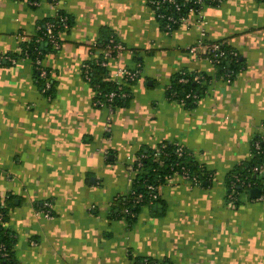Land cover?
<instances>
[{"label": "crops", "instance_id": "crops-1", "mask_svg": "<svg viewBox=\"0 0 264 264\" xmlns=\"http://www.w3.org/2000/svg\"><path fill=\"white\" fill-rule=\"evenodd\" d=\"M37 1L0 0V200L12 196L6 225L16 264H264V192L242 190L230 201L226 186L264 131V0L204 4L171 30L148 0ZM56 10L70 25L42 61L49 97L19 54ZM201 31L234 49L240 64L187 106L167 89L181 71L214 75L208 59L187 50ZM109 37L124 50L107 60L108 71L140 69L124 84L128 98L111 108L94 104L81 69L102 54L93 44ZM172 142L210 181L174 175L154 204L126 218L118 199L131 192L140 153Z\"/></svg>", "mask_w": 264, "mask_h": 264}, {"label": "trees", "instance_id": "trees-1", "mask_svg": "<svg viewBox=\"0 0 264 264\" xmlns=\"http://www.w3.org/2000/svg\"><path fill=\"white\" fill-rule=\"evenodd\" d=\"M184 2L186 0H180ZM193 1V0H188ZM193 5V4H192ZM58 14L67 17V27L64 28L61 26L59 21V17L54 14V16L44 20L39 23L37 26L36 36L31 40L22 43V52L19 56L27 57L30 59L34 69V80L38 85L39 89L47 94L50 97L52 92V81L50 79L49 70L43 66L42 61L44 55L48 51H55L59 49H54L53 45L47 41L45 38V26L47 22H50L54 25L53 32L57 37L59 46H61V41L59 38V34L61 31L66 30L70 25V18L65 14L64 11L58 10ZM160 21V20H159ZM162 26L164 27V23L160 21ZM165 28V27H164ZM175 28V27H173ZM172 28V29H173ZM166 29V28H165ZM168 30V29H167ZM171 30V29H169ZM113 38L114 41L117 40L114 37H109L106 40L99 41V48L104 47L108 43V40ZM223 45L222 49L227 54L226 56H222L215 61L213 65L216 70L214 75L210 76L205 73H196V72H187L181 71L177 73L170 81L171 89H167L168 97L178 100L187 106L194 105L201 94L206 90L207 85L211 84L213 81L222 78L223 80H231L233 76L236 74L238 66L240 64V60L237 52L234 49L229 48L223 41H220ZM60 48V47H59ZM97 48V47H96ZM230 51H234L236 53L235 56L229 55ZM116 53L112 54L115 55ZM13 58L19 57L18 55H12ZM211 56V55H210ZM102 58V54L99 55L98 58L93 60L86 61L82 64V73L83 77L88 75V81L96 90V99H104V94L116 89L117 84L110 78L108 71V67L102 66L99 64L100 59ZM39 59L40 63L37 64L36 60ZM44 70L46 74L44 76H40V71ZM199 75L200 80H194V76ZM186 78V81H180V78ZM48 83V87H47ZM124 90L128 92L129 90L122 86ZM186 94H197V99H192L191 97H185ZM125 99H115L111 106H114L116 103L124 101ZM259 140L261 148L264 149V143H261L260 136H256L252 141ZM161 144L165 145L162 150H158ZM157 145L153 149L146 150L140 153V156L137 159V162H140V165H137V162L134 164V168L137 170V174L133 180V186L130 194L125 196L123 199L119 198V207H121L122 214L128 218L133 219L136 214V211L140 206L145 204H154L158 200V188L166 181V177L174 174L173 172H179L180 166L184 165L188 170L190 175H195L198 181L197 185L202 184L203 181H210L211 172L205 170L204 167L200 166L196 163L190 151H188L184 146L183 149L186 155L178 157L175 150V143H161ZM251 152L253 153V157L246 163H242L240 165H236L229 173L226 179V186L229 192L234 191V195L239 191L244 190V185L248 182L251 183L254 187L264 184V179L260 176H257L253 171V166L256 165H264V155L257 154L255 152L253 145L251 143ZM148 185H152L154 190H149ZM152 193L157 194V198L153 199L151 197ZM141 194V198L135 203L137 199V195ZM12 196L7 194L6 197L3 198V202L0 200V214H2V220L4 223L8 221L7 209L9 206H12ZM124 208H128L130 213L123 212ZM131 213L133 215H131ZM0 244H3L6 248V252L8 253L6 258L0 259V263L2 264H16L13 258V245H14V234L10 231L6 224L0 225ZM146 264H155L150 260L146 261Z\"/></svg>", "mask_w": 264, "mask_h": 264}, {"label": "built area", "instance_id": "built-area-1", "mask_svg": "<svg viewBox=\"0 0 264 264\" xmlns=\"http://www.w3.org/2000/svg\"><path fill=\"white\" fill-rule=\"evenodd\" d=\"M16 1H20V0H16ZM221 1L222 0H193V1L189 2L188 0H186L184 2H181L180 0H148V3H149V6L151 7V9L153 10L156 18L158 20L162 21L164 23V27L169 30V29H172L173 27L178 26L185 19V17L187 16L188 13H190V12L199 13L200 8L204 4L218 5ZM27 2L32 6L38 5L37 0H27ZM50 3L52 5H55V4H57V0H50ZM55 15H57V17H59V21L61 23V26L66 28L68 25L67 24V17L65 15L62 16V15L58 14V10H56ZM53 28H54V25L50 22H47L46 26H45V31H44L45 35L44 36L47 39V41L53 45L54 49H59L60 46H59L57 37L53 32ZM200 34H201L202 39H200L195 44L189 45L187 47V50L190 53L204 57V58L208 59L212 64L215 61H218V59L220 57L227 55L225 53V51L222 49L223 45L220 41H205L203 38L204 32L201 31ZM96 47L99 48L98 44H96V43L93 44V48H96ZM122 50H124V46L122 44H120L119 42L114 41L113 38H110L108 40V43L106 45H104V47L101 48L102 58L100 59L99 64L102 66H106L107 60L110 57L114 56L112 54L119 53ZM229 55L235 56L236 53L234 51H230ZM36 63L39 64L40 60L37 59ZM139 73H140V69L138 67L135 69H126V68H121V67L116 68L115 71H112L109 74L110 78L115 82V84H117L116 89L113 91L105 93L104 99L94 100V104L96 106H100V107L111 108L112 107L111 105L115 99H117V98L125 99L128 96V92L126 90H124L122 86H124V84L132 82L136 78H138ZM45 74H46V72L44 70L40 71V76H44ZM84 78L87 81L89 79L87 74ZM194 80H200V76L195 75ZM180 81L185 82L186 78L182 77V78H180ZM227 81H229V80H227ZM48 86L49 85L47 83V87ZM168 89H171L170 84L168 85ZM185 97H191L192 99H197L198 96H197V94H192V95L186 94ZM258 136H260V140L262 141L261 143H264V131ZM174 143H175V150H174L175 154L178 157L186 155L182 145H180L177 142H174ZM252 145H253L255 152H257V154L264 155V149L261 148L259 140L252 141ZM164 146L165 145L161 144V146L158 149V150H162L161 151L162 153H164L163 152ZM251 157H253L252 152H251ZM137 165H140V162H137ZM252 171L257 176H260L264 173V165L260 164V165L253 166ZM173 173L174 174L166 177V181H169L174 175L175 176L177 175V176L182 177L183 179L190 181L193 185L198 184L196 176L190 175L188 170L185 168L184 165L180 166L179 172H173ZM242 185L245 187L244 190H249V189L254 187L253 185H251L250 182L246 183L245 185L242 182ZM148 189L154 190V187L152 185H148ZM236 195L237 194L234 195V191L230 192V196H229L230 201H234V199L236 198ZM141 196H142L141 194L137 195V199L135 200V203L138 202V200L141 198ZM4 197H6V195ZM151 197L153 199H156L157 194L152 193ZM1 202H3V199H1ZM123 212L130 213L128 208H124ZM131 215H133V214L131 213ZM2 216L3 215L0 214V225L6 224L2 220ZM7 255H8V253L6 252L5 246L3 244H0V259L6 258ZM0 264H2V263H0Z\"/></svg>", "mask_w": 264, "mask_h": 264}, {"label": "water", "instance_id": "water-1", "mask_svg": "<svg viewBox=\"0 0 264 264\" xmlns=\"http://www.w3.org/2000/svg\"><path fill=\"white\" fill-rule=\"evenodd\" d=\"M261 177L264 179V173L261 175ZM264 192V187H253L251 189H249V196L252 198H258L261 193Z\"/></svg>", "mask_w": 264, "mask_h": 264}]
</instances>
